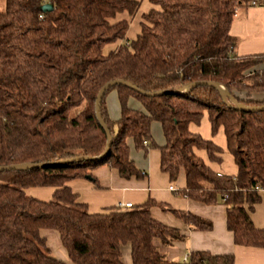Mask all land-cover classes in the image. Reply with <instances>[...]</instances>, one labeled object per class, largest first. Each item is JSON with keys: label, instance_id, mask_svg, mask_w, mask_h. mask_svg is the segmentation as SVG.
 I'll list each match as a JSON object with an SVG mask.
<instances>
[{"label": "trees", "instance_id": "16d2710c", "mask_svg": "<svg viewBox=\"0 0 264 264\" xmlns=\"http://www.w3.org/2000/svg\"><path fill=\"white\" fill-rule=\"evenodd\" d=\"M140 31L127 40L130 16L139 0H4L0 7V165L47 162L90 156L60 165L0 171V264H67L52 255L41 230L52 229L74 264H125L122 246H129L132 264H230L233 254L190 250L186 259H167L155 241L170 245L186 235L153 217L147 198L130 206L110 205L89 212L68 181L89 178L99 166L115 168L123 178H143L146 171L129 156V140L144 153L159 149V166L174 182L181 171L185 185L174 190L212 205L225 204L226 227L233 241L264 247V229L250 212L264 191V109L249 111L237 104L264 103V52L237 55L230 34L237 7L253 0H149ZM264 5V0H256ZM50 3L51 9L40 6ZM120 40L112 50L106 44ZM121 78L148 95L116 84L104 92L101 117L95 100L107 81ZM223 85L237 103L207 84ZM115 89L120 116L109 117L105 97ZM263 94V95H262ZM129 97L142 108L128 105ZM206 113L211 136L221 127L235 174L213 170L224 149L212 138L191 131ZM161 125L164 143L157 145L151 122ZM53 187L50 199L25 192ZM159 205L166 207L164 204ZM170 209L194 229L208 230L210 220L190 211Z\"/></svg>", "mask_w": 264, "mask_h": 264}, {"label": "crops", "instance_id": "0c3cea01", "mask_svg": "<svg viewBox=\"0 0 264 264\" xmlns=\"http://www.w3.org/2000/svg\"><path fill=\"white\" fill-rule=\"evenodd\" d=\"M139 1V7L134 15L130 16L127 12H121L112 20L128 19L129 26L125 36L127 40L134 38L139 33L142 13L153 7L149 0ZM229 32L238 40L235 47L237 55L264 52V5L237 7ZM120 42L118 40L106 44L103 51L106 53L114 49ZM105 102L109 117L113 120L119 118L120 104L115 89L107 93ZM128 105L135 109L142 108L141 103L133 97H129ZM204 115L206 127H208L209 121L206 113ZM154 122L157 121L151 122V126ZM208 128L203 132L201 131L200 124H190L191 131L199 132L205 138H212L224 149L221 155L222 160L218 163L210 162L203 150H196V153L213 170L225 174H235L237 166L234 163L232 155L226 151L225 136L222 128L220 127L214 136H211ZM128 142L129 146L133 148L132 141L129 140ZM163 143L164 136L162 133V141L157 143V145H162ZM140 153H142V156L136 152L131 155V159L137 167L146 171V175L143 178H123L119 176L115 168L103 165L91 171L92 176L96 178V182L89 178H76L68 181V185L77 193L78 201L86 203L89 212L101 211L105 207L115 205L120 201L139 204L147 198H152L156 202L164 204L166 207L159 205V203L151 205V215L166 225L179 228L186 235L184 240L173 241L170 245H164L155 241V244L165 254L167 259L180 261L190 250H205L211 254H233V262L230 264H264V247L244 246L236 244L233 241L232 232L226 227L225 204L208 205L177 194L174 190L185 185L183 171L180 172L174 182H170L168 175L160 169L159 149L157 147L149 148L146 153L142 150ZM169 186H173V189H170ZM53 190L54 188L50 186L25 188L27 194L43 200L50 199ZM260 193L261 201L254 205L250 216L255 226L264 229V191ZM166 208L190 211L193 214L210 220L212 227L208 230L194 229L190 223L184 222L170 209ZM121 252L123 262L125 264H132L127 244L122 246ZM60 254L61 257L59 258L66 261L63 258L66 252Z\"/></svg>", "mask_w": 264, "mask_h": 264}, {"label": "water", "instance_id": "95a60500", "mask_svg": "<svg viewBox=\"0 0 264 264\" xmlns=\"http://www.w3.org/2000/svg\"><path fill=\"white\" fill-rule=\"evenodd\" d=\"M51 4L50 3H44L40 6V9L42 11H47L51 9ZM116 84H121L127 87H130L132 89H135L136 91L142 92V93H146L148 95H157V94H161L165 91H154V92H145L141 89H139L136 85L132 84L131 82L121 79V78H115L112 80L107 81L105 84H103L101 86V88L98 91V94L96 96V100H95V112H96V116L97 119L99 120L100 124L103 126V128L106 130L107 133V144L106 147L103 151V153L99 156L103 157L104 155H106V153L109 150V146L111 143V134L109 133V130L107 129L101 114H100V102H101V98L104 94V92L106 91V89H108L109 87L116 85ZM197 84H207V85H211L213 87H215L219 93L221 94V96L225 99L226 97H228L233 103H237L235 98L233 96H231L228 91L226 90V88L214 81H208V80H202V81H195L193 83L190 84V86H194ZM237 107L240 109H244V110H249V111H257V110H261L264 109V103L260 104V105H254V106H245L241 103L237 104ZM83 159H95L92 158L90 156H83V155H79V156H74L68 159H63V160H56V161H47V162H33V163H21V164H8V165H0V171L3 170H11V169H15V170H19V169H26V168H36V167H42V166H46V165H60V164H65V163H69L72 161H80Z\"/></svg>", "mask_w": 264, "mask_h": 264}, {"label": "rangeland", "instance_id": "374dc122", "mask_svg": "<svg viewBox=\"0 0 264 264\" xmlns=\"http://www.w3.org/2000/svg\"><path fill=\"white\" fill-rule=\"evenodd\" d=\"M3 6H4V0H0V7L2 8ZM199 124L201 126V131L205 132L206 129L209 127V125L208 127H206L205 115H203ZM150 132L156 144L162 141V130H161V125L159 123L157 122L152 123ZM208 132L210 133V127L208 128ZM136 152L138 155L142 156V153H140L142 152V149H136L135 147L133 148L130 147V151H129L130 158H132L131 155ZM204 154L207 157L205 151ZM41 234L46 239V243L50 253L56 257H61L60 253L65 251L59 241L58 233L52 229H43L41 230ZM63 258L66 260L67 264H74L68 259L67 255H63Z\"/></svg>", "mask_w": 264, "mask_h": 264}, {"label": "built area", "instance_id": "2783aa9c", "mask_svg": "<svg viewBox=\"0 0 264 264\" xmlns=\"http://www.w3.org/2000/svg\"><path fill=\"white\" fill-rule=\"evenodd\" d=\"M257 4H258V2H257L256 0H253V1L251 2V5H257ZM169 188H170V189H173V186H169ZM116 205H117V206H121V207H125V206H130L131 203H130V202H121V201H120V202H117ZM186 256H187V255L184 256V259H186Z\"/></svg>", "mask_w": 264, "mask_h": 264}]
</instances>
